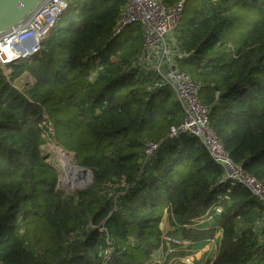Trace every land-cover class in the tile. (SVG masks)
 I'll use <instances>...</instances> for the list:
<instances>
[{"label":"trees","instance_id":"obj_1","mask_svg":"<svg viewBox=\"0 0 264 264\" xmlns=\"http://www.w3.org/2000/svg\"><path fill=\"white\" fill-rule=\"evenodd\" d=\"M208 1L209 12L184 5L174 36L191 54L178 66L203 83L209 127L232 161L264 185V0ZM124 3L79 0L38 53L7 75L0 67V264H148L165 212L189 222L214 203L222 236L205 264H264L254 229L264 207L246 186L219 183L223 170L198 137H168L184 110L138 60L142 24L112 37ZM241 19L248 24L237 32ZM24 74L31 81L17 86ZM147 140L159 146L144 162ZM49 141L90 170L87 186L59 189L43 153ZM177 233L199 241L213 229Z\"/></svg>","mask_w":264,"mask_h":264},{"label":"built area","instance_id":"obj_2","mask_svg":"<svg viewBox=\"0 0 264 264\" xmlns=\"http://www.w3.org/2000/svg\"><path fill=\"white\" fill-rule=\"evenodd\" d=\"M185 2L186 0H178L173 5H166L161 0H125L112 28V37L124 32L132 23L142 24L144 44L138 60L140 64L153 68L157 72L161 79L160 84L171 87L184 110V119L177 125L170 126L168 137H176L180 134L198 137L214 162L223 170L219 183L228 185L239 183L246 186L264 207V185L254 176L246 173L240 163L232 161L209 127L208 106L199 98L203 83L192 79L178 66L179 60L191 54V51L185 52L178 48L174 36ZM68 9L69 4L66 0H40L23 19L0 32V67L5 75L10 72L9 65L41 50L42 41L61 22ZM24 80H28L25 75L18 79L19 85ZM44 119L42 124L50 133H53V127L46 115ZM158 146L159 142L152 140L145 142L144 162L154 154ZM62 150V153L67 156V151L63 148ZM78 171H81V168ZM218 198L221 197L218 196ZM220 212V205L214 203L202 215L183 223L165 212L159 223L158 249L151 256L148 264H163L165 261L166 264H205L212 261L217 254L222 236L221 228L213 222V215ZM167 217L171 225L167 229H162ZM190 227L212 228L213 234L206 236L203 240L194 241L182 238L177 233L180 228ZM263 228L264 213L254 227L261 243H264ZM101 230L106 231V228L102 226ZM201 252L202 256L196 257V254ZM103 255L105 259L110 258L111 250L105 249Z\"/></svg>","mask_w":264,"mask_h":264},{"label":"rangeland","instance_id":"obj_3","mask_svg":"<svg viewBox=\"0 0 264 264\" xmlns=\"http://www.w3.org/2000/svg\"><path fill=\"white\" fill-rule=\"evenodd\" d=\"M69 4V9L64 13L61 23L65 22L70 15L73 14L75 10V6L79 4V0H66ZM202 7L204 12H209V1L208 0H187L185 4V12H188L192 7ZM241 14V12H239ZM239 16V15H238ZM240 16L239 18H241ZM242 20V19H241ZM246 20H242L240 22H244L242 24L234 23L233 27H235L237 32L243 30L248 23H245ZM30 80V78H28ZM31 81V80H30ZM19 85V82L17 81ZM62 148L57 145L55 142L46 143L43 146V153L45 155L46 162L50 163L58 172V187L65 193H72L75 190L84 188L91 181V172L83 173L78 171L74 176L71 175L69 167L73 166L75 168H80L74 158V154L72 152H67V156L62 153ZM73 173V172H72ZM169 217L164 221L162 229H167L170 227ZM206 254V252H205ZM199 255V256H198ZM202 256V252L200 254H196V257Z\"/></svg>","mask_w":264,"mask_h":264},{"label":"water","instance_id":"obj_4","mask_svg":"<svg viewBox=\"0 0 264 264\" xmlns=\"http://www.w3.org/2000/svg\"><path fill=\"white\" fill-rule=\"evenodd\" d=\"M40 0H0V32L23 19ZM81 172L90 170L81 168Z\"/></svg>","mask_w":264,"mask_h":264},{"label":"bare ground","instance_id":"obj_5","mask_svg":"<svg viewBox=\"0 0 264 264\" xmlns=\"http://www.w3.org/2000/svg\"><path fill=\"white\" fill-rule=\"evenodd\" d=\"M69 170H70L71 175L73 174L72 176H74L76 173H78V169L73 167V166H70Z\"/></svg>","mask_w":264,"mask_h":264},{"label":"crops","instance_id":"obj_6","mask_svg":"<svg viewBox=\"0 0 264 264\" xmlns=\"http://www.w3.org/2000/svg\"><path fill=\"white\" fill-rule=\"evenodd\" d=\"M25 75V77L28 79L29 77L26 75V74H24Z\"/></svg>","mask_w":264,"mask_h":264}]
</instances>
